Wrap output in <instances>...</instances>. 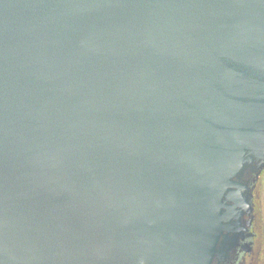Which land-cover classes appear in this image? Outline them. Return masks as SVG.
<instances>
[{"label": "water", "instance_id": "obj_1", "mask_svg": "<svg viewBox=\"0 0 264 264\" xmlns=\"http://www.w3.org/2000/svg\"><path fill=\"white\" fill-rule=\"evenodd\" d=\"M264 167V0H0V264H224Z\"/></svg>", "mask_w": 264, "mask_h": 264}, {"label": "flooded vegetation", "instance_id": "obj_2", "mask_svg": "<svg viewBox=\"0 0 264 264\" xmlns=\"http://www.w3.org/2000/svg\"><path fill=\"white\" fill-rule=\"evenodd\" d=\"M251 213L244 239L224 264H264V167L250 183Z\"/></svg>", "mask_w": 264, "mask_h": 264}]
</instances>
